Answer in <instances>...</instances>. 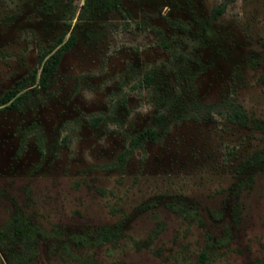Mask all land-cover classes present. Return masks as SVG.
<instances>
[{
  "label": "rangeland",
  "instance_id": "374dc122",
  "mask_svg": "<svg viewBox=\"0 0 264 264\" xmlns=\"http://www.w3.org/2000/svg\"><path fill=\"white\" fill-rule=\"evenodd\" d=\"M220 1L0 0V264H264V0Z\"/></svg>",
  "mask_w": 264,
  "mask_h": 264
},
{
  "label": "trees",
  "instance_id": "16d2710c",
  "mask_svg": "<svg viewBox=\"0 0 264 264\" xmlns=\"http://www.w3.org/2000/svg\"><path fill=\"white\" fill-rule=\"evenodd\" d=\"M228 0H221L218 4H216L212 10H211V17L215 18L217 17L221 12H223L225 5ZM155 33L159 34V31L157 29L154 30ZM75 37L70 36L60 47H58L55 50H46L42 51L39 54V63H40V70H39V80L38 84L39 86H46L48 82L49 76L54 72L57 62L60 58V55L64 49L69 48L73 42H74ZM61 39H58L55 43L54 46L57 45ZM161 45L163 47H166V44L164 42H161ZM53 46V47H54ZM145 82L148 80L147 76H145L142 79V82ZM144 82V83H145ZM16 90H11V91H6L1 97H0V104L6 103L10 97L15 93ZM17 100H14L11 105L15 106ZM243 113L242 111H231L229 114V118L231 120L235 121H240L242 119ZM162 119V115H158V121ZM96 122V121H95ZM155 130L146 128L142 129L139 132L135 133L132 135L129 139L128 142L125 146V148L116 156L115 161L108 164L107 167H112V166H118L121 165L125 159L129 156V154L134 151L136 148L140 147L144 142L149 141L153 142L156 140V135H155ZM261 155V156H260ZM254 160H256L255 163H263L264 162V149L260 152H258L256 155L253 157Z\"/></svg>",
  "mask_w": 264,
  "mask_h": 264
},
{
  "label": "flooded vegetation",
  "instance_id": "af4514ba",
  "mask_svg": "<svg viewBox=\"0 0 264 264\" xmlns=\"http://www.w3.org/2000/svg\"><path fill=\"white\" fill-rule=\"evenodd\" d=\"M218 4V3H217ZM227 4V3H226ZM215 6V5H214ZM213 6V7H214ZM226 6V5H225ZM212 7V8H213ZM225 9V8H224ZM212 10V9H211ZM224 11V10H223ZM222 13V12H221ZM220 13V14H221ZM219 14V15H220ZM218 15V16H219ZM217 16V17H218ZM209 17H210V19L211 20H215L217 17H215V18H212L211 17V11H210V15H209ZM70 36H74L75 37V39H74V42H73V44L69 47V48H67V49H64L63 51H62V53H61V55H60V58H59V60H58V62H57V65H58V63H59V61H60V59H61V57L74 45V43H75V41H76V36L72 33V34H69L66 38H64L63 36H59V37H57V38H55V40H54V42L52 43V45L50 46V48H48V49H43V48H38V49H36V52H37V67L36 68H38V69H36V68H34V70H33V72L34 73H36L37 74V80H36V84H37V86L39 87V88H44V87H46V86H39V84H38V80H39V70H40V63H39V54L42 52V51H46V50H48L49 51V49L50 50H55V49H57L58 47H60ZM58 39H61V41L57 44V45H55L54 46V43L58 40ZM54 46V47H53ZM56 65V66H57ZM56 69V68H55ZM55 71V70H54ZM54 73V72H53ZM53 73L49 76V78H48V81H49V79L51 78V76L53 75ZM34 77V76H33ZM11 90H16L15 91V93H13V95L10 97V99L6 102V103H2V104H0V107H3V106H6V107H8V108H11V109H15V108H17L18 107V105H19V103H20V101L21 100H24V99H26V97L28 96V91L27 90H24V91H22L21 92V90H18V88H16V87H12V88H9V89H7V90H5V91H3L2 92V94L0 95V97L6 92V91H11ZM14 100H17V102H16V105L15 106H13V105H11V103L14 101ZM146 129V128H145ZM139 132V131H138ZM137 133V132H136ZM146 142H149V141H146ZM145 143V142H144ZM120 153V152H119ZM118 153V154H119ZM117 154V155H118ZM116 155V156H117Z\"/></svg>",
  "mask_w": 264,
  "mask_h": 264
}]
</instances>
